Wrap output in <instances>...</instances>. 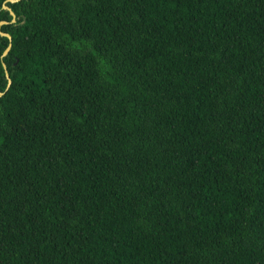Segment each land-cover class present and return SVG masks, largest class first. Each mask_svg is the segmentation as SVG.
Wrapping results in <instances>:
<instances>
[{"label":"trees","instance_id":"trees-1","mask_svg":"<svg viewBox=\"0 0 264 264\" xmlns=\"http://www.w3.org/2000/svg\"><path fill=\"white\" fill-rule=\"evenodd\" d=\"M1 21L0 264H264V0Z\"/></svg>","mask_w":264,"mask_h":264},{"label":"water","instance_id":"water-1","mask_svg":"<svg viewBox=\"0 0 264 264\" xmlns=\"http://www.w3.org/2000/svg\"><path fill=\"white\" fill-rule=\"evenodd\" d=\"M6 1L14 2V1H18V0H6ZM3 8L9 10V12H10V14H11V16H12L11 22H14L15 19H16V15H15V13H14V12H13V11H12V10H11L6 4H3ZM0 23L3 24V23H6V21H1ZM1 35L6 36V37L8 38V40H9V44H8V46L6 47V49L4 50V52H3V56H4V55H6V54L8 53V51H9V49H10V46H11V43H10V41H11V35H10L9 33H7V32H1ZM2 65H3V67H4L5 77H6V80H7V85H6V89H5V91H6V90L8 89V87L10 86V84H11V79H10V76H9L8 71H7V69H6V65H5V63H3ZM3 93H4V92H1V91H0V96H1Z\"/></svg>","mask_w":264,"mask_h":264}]
</instances>
